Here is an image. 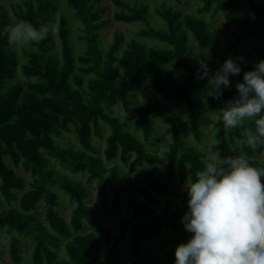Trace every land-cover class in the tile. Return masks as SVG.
<instances>
[{"label": "trees", "instance_id": "1", "mask_svg": "<svg viewBox=\"0 0 264 264\" xmlns=\"http://www.w3.org/2000/svg\"><path fill=\"white\" fill-rule=\"evenodd\" d=\"M59 1L23 0L10 10L0 7V232H5L11 263L175 264L176 247L191 236L181 223L189 198L186 190L177 201L163 202L161 197H174L173 185L183 188L195 180L212 155H242L252 167L264 170L259 158L264 155V138L258 135L257 117L228 130L217 119L211 154L196 148L186 134L189 129L195 142H204V109L195 95L204 96L215 112L227 107L237 95L236 84L243 81V72L232 77L231 87L217 99L208 80L196 76L201 60H206L213 72L229 57H243L245 72L264 60V3L200 0L199 15H222L236 26L227 38L200 16L165 3L155 9L162 25L154 27L148 4L110 0L118 9L116 21L141 23L137 37L155 44L146 45L138 39L126 42L124 35L116 32L112 43L104 47L102 31L112 24L105 0H65L82 25L80 39L86 50L76 57L65 15H60L57 26L60 51L56 47ZM15 19L37 27L47 24L51 29L46 39L32 43L35 50L24 53V63L7 38L6 30L16 24ZM175 69L183 74L181 81ZM18 73L34 81L25 85ZM83 75L93 78L86 81ZM134 93L142 98L134 121L142 137L130 129L128 121L112 113L117 104L130 111ZM166 103L184 108L189 123ZM154 116L169 124L172 139L164 152L163 176L149 169L122 178L120 167L110 165L115 160L126 164L132 158V167L140 168L158 164L148 150L157 134ZM102 125L109 129L106 139ZM72 131L80 148L63 147L55 141ZM249 132L257 137L254 145L247 143ZM94 138L105 139L104 146ZM49 159L71 173L87 174L86 184L53 169ZM20 167L30 174L29 188L16 172ZM94 182L102 185V201L106 190L112 192L109 225L101 224L98 211L88 204L92 194L88 186ZM56 188L75 204L69 221L59 211L62 203ZM124 200L131 217L121 216ZM41 202L45 204L44 220L35 214ZM87 227L92 231L87 232ZM23 238L34 243L30 262L24 254ZM4 255L0 247V264H5Z\"/></svg>", "mask_w": 264, "mask_h": 264}, {"label": "clouds", "instance_id": "2", "mask_svg": "<svg viewBox=\"0 0 264 264\" xmlns=\"http://www.w3.org/2000/svg\"><path fill=\"white\" fill-rule=\"evenodd\" d=\"M50 26L28 21L8 26L10 45H29L46 39ZM243 57L226 59L213 72L206 60L197 69L198 79H207L210 92L219 99L231 87V78L240 76L237 95L227 107L215 112L226 130L254 120L264 138V60L244 71ZM257 137L249 132L247 143ZM188 209L181 218L191 236L175 249V264H264V170L252 167L244 156L207 158L196 179L187 183Z\"/></svg>", "mask_w": 264, "mask_h": 264}, {"label": "rangeland", "instance_id": "3", "mask_svg": "<svg viewBox=\"0 0 264 264\" xmlns=\"http://www.w3.org/2000/svg\"><path fill=\"white\" fill-rule=\"evenodd\" d=\"M23 0H0V7L6 8L8 10L11 9L12 5L18 4L22 2ZM134 3H146L149 5L150 8V13H149V18L150 22L154 27H159L162 25L161 20L155 15V9L157 6H160L162 3H165L169 6H173L174 8L180 9L183 12L187 14H192L196 16H200L203 20H205L211 28H218L223 31L225 36L228 38L231 36V32L236 30V26L232 22H227L225 21L224 17L222 15L217 16L216 18H211V14H204V15H199L198 9L202 6V2L200 0H129ZM106 4L110 8V12L108 14V17L112 19V24L110 27L105 28L102 31V38L104 42V47H107L110 45L113 41L114 34L116 32H121L124 35L125 41L129 42L132 39H138L142 43L146 45H153L155 44L154 41L150 40H143L139 37H137V32L139 29L142 27L141 23H134V24H128V23H123V22H118L114 19V14L118 11L116 7H114L111 3L110 0H105ZM261 2L264 3V0H261ZM60 15H65L69 21V25L71 28V40H72V45L75 51L76 57H79L81 55H84V52L86 50L85 43L80 39V35L82 34L80 32V29H82V25L76 20L74 16V11L71 10L65 0H60L59 1V11L57 15V22L54 26V33L56 35V42H57V50L60 51V43H59V38L57 36V26H58V21ZM20 21L15 19V23H18ZM195 50H200V48L196 45H193ZM35 50V47L32 44H29L27 46L25 45H18L16 46V51L19 55V59L21 63H24L26 60L25 52L28 50ZM178 72V79L181 81L183 79V74L178 70L175 69ZM84 79L87 81L90 78H93L91 75H83ZM18 79L22 81L25 85L32 83L34 80L33 79H26L24 78L20 73H18ZM196 98L201 102L203 109H204V116H203V121L205 123L204 125V131H205V137H204V142L202 144H199L195 142L194 138L191 135L190 130L186 131V134L188 136V140L193 144L196 148L211 154V146L216 143V130H215V123L217 121L216 114H214V110L210 106L209 102L204 98L202 95H195ZM130 99L132 101V107L131 110L128 111L126 110L122 104H117L113 107L112 113L114 116L119 117L123 121H128L130 123V129L134 131L136 134H138L140 137H142L140 131L138 128L134 126V121L136 119V108L142 103V98L140 97L139 94L134 93L130 96ZM168 108L170 110H177L182 113L183 119L186 121V123H189V119L187 117L186 112L184 111V108L176 109L173 106L169 105L166 103ZM154 120L156 123V129H157V134L154 138L153 141V146L148 147V150L153 153L157 159L159 160L158 164L154 166L153 168L149 166H145L143 168L140 167H132L131 165V159L129 162L126 164H123L120 162V160H115L112 162L110 165H118L120 169L123 172L122 178H128L132 177L133 173L136 171H146L149 169L156 170L159 172L161 176L164 174L165 170V164H166V159L164 156V152L168 150V146L171 143V135L168 132L169 129V124L165 122L161 117L159 116H154ZM103 127V132H104V138L106 139V136L109 134V129L106 125H102ZM105 139H98L94 138V142H97L101 145V147L104 146ZM55 141L62 145L63 147H75V148H80V143L78 136L74 131L69 132V133H64L62 138H56ZM213 156V155H212ZM133 157V156H132ZM261 161L264 163V155L259 157ZM50 161V166L58 171L61 174H64L71 179L77 180L79 182H82L86 184L87 180V174H74L71 173L64 168L60 167V165L53 159H49ZM8 165L12 168L14 166L8 162ZM16 172L20 174L22 177H24L27 188H29V184L31 183V177L30 174L23 168L20 167L16 169ZM176 195L174 197H161V200L164 202L166 199H171L173 201H177L180 199L181 194L186 190V187H180L177 184L173 185ZM88 188L91 191V197L88 200V204L93 205L96 210L98 211V214L101 219V224L103 225H109L110 221L113 219L111 216V210H110V201L112 197V192L108 189L105 191V198L102 201L100 191L102 189V185L99 183H92L88 186ZM56 192L59 195V198L61 200V207L59 208L60 213L69 221L72 210L75 207V204L72 203L67 196H65L61 190L58 188L55 189ZM122 209L123 212L121 213V216H127L131 217V213L126 212V200L123 201L122 203ZM159 208H157L158 210ZM45 204L44 202H41L37 210L35 211V214L38 215L42 220H44V215H45ZM92 231L90 228L87 227V232ZM23 247H24V254L27 257V259L31 260V252L34 247V243L31 239L28 238H23L22 239ZM0 247L4 250L5 255L3 258V263L5 264H12L11 259L8 255V243L5 240V232L2 231L0 232ZM60 255L64 256L63 251H60Z\"/></svg>", "mask_w": 264, "mask_h": 264}]
</instances>
